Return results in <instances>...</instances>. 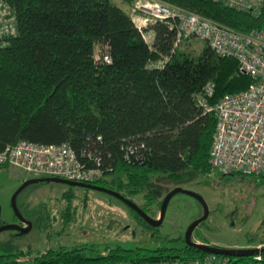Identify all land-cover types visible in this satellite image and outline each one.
<instances>
[{"label":"trees","instance_id":"trees-1","mask_svg":"<svg viewBox=\"0 0 264 264\" xmlns=\"http://www.w3.org/2000/svg\"><path fill=\"white\" fill-rule=\"evenodd\" d=\"M3 1L15 15L16 35L0 44V151L19 141L65 143L81 160L90 151L104 173L92 184L130 200L142 196L145 213L155 201L160 207L161 179L181 183L188 170L212 169L216 119L196 106L193 95L212 83L213 104L252 84L233 58L215 54L206 43L197 56L180 51L173 20L139 29L129 11L111 0ZM121 1L132 8L140 0ZM158 1L242 33L264 30V0L257 15L213 0ZM147 31L153 32L151 43L143 37ZM128 148L133 153L126 159ZM175 241L154 248L26 249L0 253V264H153L205 255ZM228 259L251 264L250 257Z\"/></svg>","mask_w":264,"mask_h":264},{"label":"rangeland","instance_id":"rangeland-1","mask_svg":"<svg viewBox=\"0 0 264 264\" xmlns=\"http://www.w3.org/2000/svg\"><path fill=\"white\" fill-rule=\"evenodd\" d=\"M111 2L129 10L121 0ZM146 41L151 42L148 37ZM204 46L198 39L183 40L179 50L191 51L197 56ZM29 178V174L12 167L0 168V225L22 224L12 209L11 197L21 182ZM159 185L162 195L158 201L175 187L204 199L208 216L192 232V241L211 242L228 249L255 246L260 242L264 247V181L252 176H225L212 168L206 173L188 170L181 183L161 179ZM132 201L139 207L145 204L142 196L133 197ZM15 204L31 229L24 234L12 229L0 232V253L26 249L42 252L58 246L83 245H92L97 250L116 245L154 248L174 244L169 242L172 239L177 240L175 246H180L187 227L203 214L202 206L195 199L176 193L167 205L160 226L148 227L115 197L62 183L28 185L17 195ZM68 206L69 214L64 216ZM159 210L155 201L147 214L157 219Z\"/></svg>","mask_w":264,"mask_h":264},{"label":"built area","instance_id":"built-area-1","mask_svg":"<svg viewBox=\"0 0 264 264\" xmlns=\"http://www.w3.org/2000/svg\"><path fill=\"white\" fill-rule=\"evenodd\" d=\"M213 1L255 15L262 4V0ZM131 15L139 29L156 20H173L176 29L174 47L182 39H198L215 54L233 58L238 72L254 80L245 90L225 95L213 104L210 99L214 87L207 83L201 93L193 95V100L204 113H213L216 119L209 150L210 166L223 175L264 178V30L242 33L158 0L137 3L132 7ZM15 35V15L10 6L0 0V44ZM143 37L146 40L145 35ZM103 60L110 61L106 55ZM132 153L133 149L128 148L125 158ZM3 166L25 172L31 178H60L92 184L104 177L98 157L89 151L81 160L65 143L41 145L19 141L7 145L0 151V167ZM250 258L251 264H264L260 253ZM153 264H229V259L205 254L198 258L163 260Z\"/></svg>","mask_w":264,"mask_h":264},{"label":"water","instance_id":"water-1","mask_svg":"<svg viewBox=\"0 0 264 264\" xmlns=\"http://www.w3.org/2000/svg\"><path fill=\"white\" fill-rule=\"evenodd\" d=\"M38 183H62L66 184L69 186H74V187H80V188H85V189H90V190H95L99 192H103L106 194H109L116 199L120 200L123 202L129 209H131L134 213H136L145 223H147L151 227H158L163 221L164 214L167 208V205L172 198V196L176 193H182L185 195H188L195 199L203 208V215L193 221L186 229L185 234H184V241L185 244L193 247L205 254H214V255H219V256H225V257H252L255 254H262L264 253V247H255V248H221L209 244H204V243H196L192 241V232L194 229L201 223L203 222L207 216H208V207L204 201V199L189 190L183 189L181 187H175L171 191H169L162 199L161 204H160V210H159V217L157 219L151 218L147 213H145L135 202L132 200L124 197L120 193L98 186L94 184H89V183H81V182H74V181H68L60 178H29L27 180H24L21 182L19 187L15 190V192L12 194L11 197V206L12 209L15 212V215L17 219L23 224L21 225L20 223H14V224H7V225H0V232L5 231V230H15L17 231L18 234H24L27 233L31 229V224L26 221L25 219L22 218V216L19 214L16 208L15 200L17 195L28 185L31 184H38Z\"/></svg>","mask_w":264,"mask_h":264},{"label":"crops","instance_id":"crops-1","mask_svg":"<svg viewBox=\"0 0 264 264\" xmlns=\"http://www.w3.org/2000/svg\"><path fill=\"white\" fill-rule=\"evenodd\" d=\"M128 9H129L128 11H129L130 16H131V9L132 8H128ZM143 16H145V15H143ZM131 18L133 19V16H131ZM144 35H145V37H148L151 40V42H152V40H153V32L152 31H147V32L144 33ZM162 65H163V63H159L158 65H156V67H161ZM196 243H204V244H209V245H215L214 243H211V242L207 243V242H202V241H196ZM261 245H263L262 242L257 243L255 246L246 245V246H233V247H236V248H249V247H259Z\"/></svg>","mask_w":264,"mask_h":264},{"label":"flooded vegetation","instance_id":"flooded-vegetation-1","mask_svg":"<svg viewBox=\"0 0 264 264\" xmlns=\"http://www.w3.org/2000/svg\"><path fill=\"white\" fill-rule=\"evenodd\" d=\"M202 210H203V209H202ZM202 215H203V214H202ZM202 215H201V216H202ZM21 225H23V224H21Z\"/></svg>","mask_w":264,"mask_h":264}]
</instances>
